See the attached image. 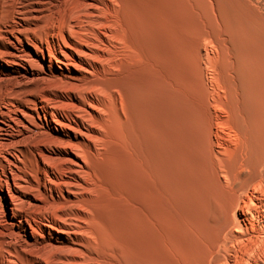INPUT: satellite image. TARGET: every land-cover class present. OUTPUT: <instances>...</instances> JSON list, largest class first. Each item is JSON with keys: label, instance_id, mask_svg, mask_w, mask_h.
Segmentation results:
<instances>
[{"label": "bare ground", "instance_id": "obj_1", "mask_svg": "<svg viewBox=\"0 0 264 264\" xmlns=\"http://www.w3.org/2000/svg\"><path fill=\"white\" fill-rule=\"evenodd\" d=\"M0 264H264V0H0Z\"/></svg>", "mask_w": 264, "mask_h": 264}]
</instances>
